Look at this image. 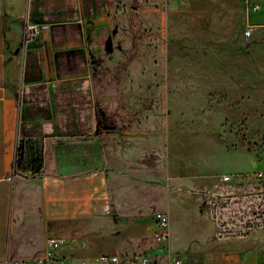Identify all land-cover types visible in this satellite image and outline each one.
I'll use <instances>...</instances> for the list:
<instances>
[{"label": "rangeland", "instance_id": "obj_1", "mask_svg": "<svg viewBox=\"0 0 264 264\" xmlns=\"http://www.w3.org/2000/svg\"><path fill=\"white\" fill-rule=\"evenodd\" d=\"M249 1L264 5V0ZM15 3L20 5V0ZM94 4L96 12L89 8ZM87 5L88 17L83 19L67 13L54 20L40 18L33 26L38 32L54 28L53 42L69 43L65 53L70 63L86 54L91 98L120 115L118 132L99 138L97 148L86 130H72L64 138L74 164L56 163L48 169L43 154L41 167L23 175H50L45 179L56 188L70 190L68 215L74 232L64 236L58 258L49 264H106L100 261L103 254L117 255L118 261L109 264H140L141 255L149 258L148 264H167L168 252L161 250L154 219L165 202L171 213L170 251L185 258V264H218L226 250L244 245L238 260L262 261L264 229L217 238L195 191L212 176L228 173L237 179L264 168V44L246 46L253 39L248 28L252 33L264 26L263 10L248 12L242 4L215 34L212 20L207 31L203 25L184 27L174 17L167 19L165 0H87ZM72 9L74 14L75 4ZM176 15L183 21L188 13ZM84 22L87 27L97 24L98 34L91 28L75 33ZM67 30L71 34L63 35ZM39 36L50 64L55 52L48 49L49 37ZM57 64L55 74H61ZM79 71L72 66L67 74L74 79ZM70 86L72 108L92 107V99L80 102L82 84L71 80ZM130 119H138L148 131L149 165L143 171L128 170L120 160L131 136L124 125ZM155 122L156 133L150 131ZM35 135L29 141L22 138L19 147L18 162L24 169L44 146L42 135ZM62 141L56 136L54 147ZM82 143L86 148H78ZM41 255L29 257V264H37L34 259Z\"/></svg>", "mask_w": 264, "mask_h": 264}, {"label": "crops", "instance_id": "obj_2", "mask_svg": "<svg viewBox=\"0 0 264 264\" xmlns=\"http://www.w3.org/2000/svg\"><path fill=\"white\" fill-rule=\"evenodd\" d=\"M14 1L17 2V0H0V264H5V259H28L36 254L44 253L49 236L64 237L74 232L68 215L70 202L68 187L56 188L54 181L45 179L53 177L50 175L45 178L43 174L40 178L23 177V175L28 176L34 173L33 168L37 166L33 163L32 167L26 166L25 169L20 166L18 151L22 138L25 137L29 141V138L36 136L35 134H41L44 146L40 151L42 156L43 154L45 156L46 167L55 169L56 163L66 166L74 164L76 160L70 155V143L64 139L71 134L72 130L90 132L95 139L90 143L91 145L94 143L93 145L97 148L99 138L118 132L120 127V115L116 109L107 108L98 99H92L90 96L88 78L84 74L88 65L86 54L82 56V59H76L73 60L76 62L70 63L69 53H65L69 43L64 40L61 44L53 42L54 28L53 31L43 28L41 32H38V26L35 29L33 27L40 18L54 20L68 14L70 17L78 14L80 19L88 17L87 0H20V5H16ZM165 2L168 6L167 19L169 17L171 20L174 17L184 27L203 25L207 27V31L210 30L207 21L212 20L214 23L213 26L211 25L212 31L215 34L221 32L230 14L236 12L242 4L248 12L263 10L262 13H264L263 4H260V8L254 9L252 6L255 2L249 0H165ZM74 4L76 9L72 14ZM89 8L96 12L97 5L94 4L93 8L90 6ZM180 11L184 14L188 13L187 16L184 15L183 21L176 15ZM252 13L249 14V19ZM90 14L89 16L92 17ZM83 24L75 33H81V31L87 33L88 28H91L94 30L92 34H98L95 31L99 28L97 24L92 27H87L85 22ZM28 27L29 34L26 36ZM40 33L49 37L47 45H51V48L48 49L55 53L59 52L57 59L55 53L49 56L50 64L48 55L42 53L43 45L38 43ZM67 33L71 34L67 30L63 32V35ZM250 34L253 39L246 42L247 47L263 46L260 42L264 40V26L255 27ZM94 47L98 49L97 44ZM57 61L61 74H55L54 67ZM48 65L51 67V74ZM72 66L80 70L79 76L74 79L67 74ZM71 80L79 83V87L82 84L79 88L80 102L87 104L92 99V107L72 108ZM96 103H99L112 117L116 125L114 131L94 134ZM124 125L131 136L126 142V153L120 154V160L127 164L128 170H146L149 165L146 144L148 131L141 127L138 119H130ZM150 131L157 132L156 122ZM56 136L64 141L58 142L57 147H54L53 141ZM155 137L158 138V134ZM82 144H77L78 148H86L87 144ZM214 180L215 176H212L202 185H210ZM164 205L165 207L159 210L170 212L166 202ZM242 249L226 250L218 264L251 262L263 264L258 259L238 260L236 257Z\"/></svg>", "mask_w": 264, "mask_h": 264}, {"label": "built area", "instance_id": "obj_3", "mask_svg": "<svg viewBox=\"0 0 264 264\" xmlns=\"http://www.w3.org/2000/svg\"><path fill=\"white\" fill-rule=\"evenodd\" d=\"M261 7L259 3L252 6ZM252 28H248L247 34ZM27 30V29H26ZM199 197L201 209L213 220L214 234L217 238L244 237L252 232L264 229V168L254 173H245L242 178L235 179L231 174L224 173L215 176L210 185H202L195 191ZM157 226L156 238L161 250L168 252L167 264H185L186 260L180 255L171 253V216L168 210H157L154 213ZM64 244V237L51 235L47 238L43 255L35 258L37 264H49L57 259V251ZM140 264H148L147 256L137 258ZM102 263L118 261L115 254L100 256ZM5 264H29L32 259L9 260ZM264 264V257L262 260ZM247 264H259L251 262Z\"/></svg>", "mask_w": 264, "mask_h": 264}, {"label": "trees", "instance_id": "obj_4", "mask_svg": "<svg viewBox=\"0 0 264 264\" xmlns=\"http://www.w3.org/2000/svg\"><path fill=\"white\" fill-rule=\"evenodd\" d=\"M260 43L264 44V40H262ZM95 110L96 128L94 134H103L114 131L116 129V125L112 121L110 114L104 108H102L99 103H96ZM42 158V152L40 151L33 162L36 163L37 168L41 167Z\"/></svg>", "mask_w": 264, "mask_h": 264}]
</instances>
